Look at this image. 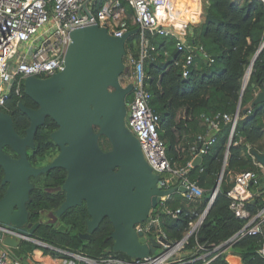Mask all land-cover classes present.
<instances>
[{
	"label": "trees",
	"instance_id": "16d2710c",
	"mask_svg": "<svg viewBox=\"0 0 264 264\" xmlns=\"http://www.w3.org/2000/svg\"><path fill=\"white\" fill-rule=\"evenodd\" d=\"M102 0H98L97 7ZM134 27H132V30ZM187 41L201 46L203 54H198L189 67L187 76H182V54L175 47L173 37L148 35L147 57L143 61L146 75V90L150 94L149 107L158 116L157 133L165 148L170 165L176 169H186L191 161L192 147L199 148L197 136L210 133L214 144L207 147L202 166L187 168L184 177L201 188L202 197L189 202L176 192L164 202L169 211L179 210L175 217L157 207L159 228L168 240L179 241L189 231L190 223L206 209L208 200L216 185L220 170L226 159L219 191L195 236L188 240L187 249L195 242L205 248L218 246L236 234L246 223L234 217L229 209L230 200L226 193L234 185L236 175L252 171L257 175L251 185L252 200L246 205L250 215L264 208V173L254 165L249 152L264 154V101L250 108L246 114L241 109L249 108L255 95L264 90V48L254 61L248 83L242 92V80L256 51L264 41V2L261 0H203V15ZM139 36L131 35L125 43L126 56H139ZM205 55V56H204ZM125 61V59H124ZM126 97V102L130 100ZM29 99L21 86L20 96L11 94L5 113L11 114L13 128L24 136L29 125L28 119L17 110V104L28 106ZM240 108L232 137H229L231 124L216 116H233ZM206 119L218 123V130L211 131ZM57 128L47 117L43 126L34 136V149L28 150V160L39 159L48 162L58 153V148L50 138ZM211 131V132H210ZM99 146L103 149L109 143L102 136ZM4 152L8 153L7 150ZM66 178L64 169L56 168L45 174L31 178L33 189L29 194L27 210L29 223H39L32 238L56 248L79 253L92 259L112 255L129 259L126 255L114 252L113 231L109 219L105 218L87 239L86 221L89 218L85 204L68 209L60 217L54 212L64 201L61 189ZM2 171L0 170V182ZM182 178H174L171 187H177ZM4 187L0 184V197ZM51 213L53 219L44 222L41 213ZM64 227V230L60 229ZM261 236H246L231 248V257L238 264H262L258 255ZM21 248V247H20ZM20 250V254H22ZM22 257V255H21ZM228 254L217 257L212 264H232Z\"/></svg>",
	"mask_w": 264,
	"mask_h": 264
},
{
	"label": "water",
	"instance_id": "95a60500",
	"mask_svg": "<svg viewBox=\"0 0 264 264\" xmlns=\"http://www.w3.org/2000/svg\"><path fill=\"white\" fill-rule=\"evenodd\" d=\"M136 33L137 29H134L115 38L97 25L72 31L64 69L46 79L28 77L23 82L25 96L37 106L34 110L18 104V109L29 121L24 136L14 130L11 116L0 111V184L7 186L0 199V228L18 234L4 236L5 232L0 230V242L15 258L21 259L23 241L20 236L32 238L39 226L38 222L30 225L26 209L33 188L30 178L56 168L64 169L66 178L61 186L65 198L54 215L60 217L68 209L84 203L89 218L82 239L89 238L107 218L113 228L110 238L114 252L141 259L155 253L159 247L154 239L143 243V234L137 232L135 226L149 219L162 198L176 192L186 193V187L163 189L160 176L153 172L138 140L126 127V97L131 93L132 85H123L120 77L125 70L126 40ZM263 48L264 41L246 70L247 81L243 83L242 92ZM263 101L264 90L259 91L250 107L241 109V113L246 114ZM47 117L57 126L50 138L58 153L48 164L33 167L28 160V150L34 149V136ZM102 136L111 148L107 152L99 146ZM5 148L17 158L10 157L4 152ZM253 156L264 169V154L253 152ZM202 160L201 154L196 156L191 161V168L201 167ZM225 167L226 159L212 191L215 195ZM211 205H207L200 222ZM60 229L64 230V227ZM158 240L169 242L163 237ZM36 241L37 245H44Z\"/></svg>",
	"mask_w": 264,
	"mask_h": 264
},
{
	"label": "built area",
	"instance_id": "2783aa9c",
	"mask_svg": "<svg viewBox=\"0 0 264 264\" xmlns=\"http://www.w3.org/2000/svg\"><path fill=\"white\" fill-rule=\"evenodd\" d=\"M97 2L98 0H0V109L6 107L11 94L20 96L21 86L26 78L46 79L64 69V57L71 42L72 31L97 25L104 28L109 36L120 38L134 27L139 36L140 51L138 58L131 54L125 55L123 74L126 80L123 85H132L130 100L126 102V127L138 140L144 158L153 172L160 176L159 183L163 189L184 186L186 193L181 194L189 202L200 199L204 191L195 183L189 182L184 175L187 168H191V161L199 154L203 156L207 147L214 144V139L210 133L197 136L196 143H199L200 147L191 148L193 157L186 169H176L170 165L156 129L158 116L153 114L149 107L150 94L146 90L143 61L147 57L148 35L173 37L177 51L182 54L180 65L182 76L185 77L197 55L203 54L202 47L187 41V23L170 12V0H102L98 7ZM244 81H247L245 75L242 86ZM239 114L240 108L233 116L215 117L231 124L230 138ZM205 122L212 131L218 130L217 122L209 119ZM249 155L254 165L264 172L256 162L253 152H249ZM176 177L182 178L181 182L177 187H171L170 184ZM256 179L257 175L252 171L235 176L234 185L226 193L230 200L229 209L235 218L243 219L246 223L236 234L218 246L205 248L195 242L192 248H186L189 238L195 236L201 226L200 219L204 212L190 223L186 238L174 241L168 240L160 230L158 216L152 213L154 210L146 222L135 226V230L145 237L143 243L154 239L159 244V253L150 254L145 258L125 260L109 255L92 259L46 243L38 246L63 256L59 264H78L76 261L79 264H212L220 255H230L232 246L240 239L246 236H261L258 255L264 264V208L255 215H250L246 210V205L253 197L250 187ZM215 196L212 192L207 205L213 203ZM167 198H162L158 206L162 207L161 210L165 213L175 217L179 210L166 209L164 202ZM0 230L5 232L4 236H18L14 230ZM20 237L23 242L37 245L33 238ZM160 237L169 242H160ZM0 264L22 263L0 242Z\"/></svg>",
	"mask_w": 264,
	"mask_h": 264
},
{
	"label": "rangeland",
	"instance_id": "374dc122",
	"mask_svg": "<svg viewBox=\"0 0 264 264\" xmlns=\"http://www.w3.org/2000/svg\"><path fill=\"white\" fill-rule=\"evenodd\" d=\"M177 3H178L177 1L172 0V2H170V5H169L170 9L171 10L172 9L175 10L176 7H178ZM188 7H191L190 9L192 11H196L198 9L199 5H197L195 3L194 5H192V6L189 5ZM183 19L186 20L185 17H183ZM138 44H139L138 46L140 48V40H139ZM125 80H126L125 75L122 74L121 77H120V82L122 84H125ZM52 219H53V217H52L51 213H48V212H42L41 213V220L42 221L47 222V221H51ZM141 241H145V237H142ZM20 250H22L21 251L22 252V254H21L22 257H21L20 261L23 264H59V263H61V259L63 258V256H61L59 254H56L54 251H52L50 249H47V248H45L43 246L30 244L28 242H22ZM159 251L160 250L157 249L155 253L157 254V253H159ZM37 255H39L41 257L42 261L34 260V258H36ZM229 256L230 255H228V259H229ZM229 260L232 262V264H238L237 259H234L233 257H232V260H231V258ZM76 263L79 264L78 261H76Z\"/></svg>",
	"mask_w": 264,
	"mask_h": 264
},
{
	"label": "crops",
	"instance_id": "0c3cea01",
	"mask_svg": "<svg viewBox=\"0 0 264 264\" xmlns=\"http://www.w3.org/2000/svg\"><path fill=\"white\" fill-rule=\"evenodd\" d=\"M175 1L178 2L177 3L178 7H176L175 10L174 9L171 10L170 7H169L170 12L173 13L174 15H177L178 17H181L182 19H183V17H185L186 20L184 19V21H186V23H187V34H192L193 28L198 26L200 24V22H201V19H202V15H203V0H175ZM170 2H172V0H170ZM195 3L197 5H199V7H198V9L196 11H192L190 9L191 7H188V6L189 5L192 6ZM34 260L42 261L41 257L39 255H37V257L34 258Z\"/></svg>",
	"mask_w": 264,
	"mask_h": 264
},
{
	"label": "flooded vegetation",
	"instance_id": "af4514ba",
	"mask_svg": "<svg viewBox=\"0 0 264 264\" xmlns=\"http://www.w3.org/2000/svg\"><path fill=\"white\" fill-rule=\"evenodd\" d=\"M21 103V102H20ZM27 103H28V106L27 105H25V104H23L24 106H26V107H28V108H30V109H34V110H36L37 109V106L29 99L28 101H27ZM19 104V103H18ZM18 104H17V110L18 111H20L19 109H18ZM0 111H2V110H0ZM3 112V111H2ZM5 113V112H4ZM6 114H9V113H6ZM10 116H11V114H9ZM12 118V117H11ZM29 126V125H28ZM27 129V128H26ZM25 129V130H26ZM99 142H102L103 143V140H102V137H99ZM101 148V147H100ZM111 148H110V146L109 147H104L103 149H102V151H104V152H107V151H109ZM4 150H7V154L10 156V157H12V158H17L16 157V155L14 154V153H12L8 148H5ZM55 157V156H54ZM53 157V158H54ZM52 158V159H53ZM52 159H50L48 162H41V161H39V159L37 158V159H35L33 162H31L30 164L33 166V167H42V166H44V165H46V164H48ZM32 178V177H31ZM31 178H30V182H31ZM33 185V184H32ZM4 187V192H3V194H2V196L0 197V199H2V197L4 196V194H5V191H6V188H7V186L5 185V186H3ZM33 189V188H32ZM28 203V202H27ZM27 203H26V206H27ZM26 209H27V207H26ZM28 211V210H27ZM28 214H29V218H30V213L28 212ZM32 226V225H31Z\"/></svg>",
	"mask_w": 264,
	"mask_h": 264
},
{
	"label": "bare ground",
	"instance_id": "6f19581e",
	"mask_svg": "<svg viewBox=\"0 0 264 264\" xmlns=\"http://www.w3.org/2000/svg\"><path fill=\"white\" fill-rule=\"evenodd\" d=\"M184 20V19H183Z\"/></svg>",
	"mask_w": 264,
	"mask_h": 264
}]
</instances>
